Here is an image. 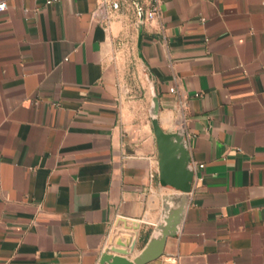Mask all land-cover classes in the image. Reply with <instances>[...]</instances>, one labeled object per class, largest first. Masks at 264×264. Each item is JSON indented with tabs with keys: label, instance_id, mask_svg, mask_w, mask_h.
<instances>
[{
	"label": "crops",
	"instance_id": "crops-1",
	"mask_svg": "<svg viewBox=\"0 0 264 264\" xmlns=\"http://www.w3.org/2000/svg\"><path fill=\"white\" fill-rule=\"evenodd\" d=\"M0 2V264H98L121 233L141 252L175 193L152 92L194 179L149 264H264V0H118L108 23L97 0Z\"/></svg>",
	"mask_w": 264,
	"mask_h": 264
},
{
	"label": "water",
	"instance_id": "water-1",
	"mask_svg": "<svg viewBox=\"0 0 264 264\" xmlns=\"http://www.w3.org/2000/svg\"><path fill=\"white\" fill-rule=\"evenodd\" d=\"M158 109L157 97L152 92L149 116L157 146L159 177L175 193L163 198L161 222L137 256L130 258L136 244L134 238L130 234L121 233L117 240L111 236L108 248L101 254L98 264H149L163 255L167 238L175 237L182 224L192 189L194 170L190 165L188 147L183 135L180 130L166 133L161 128ZM113 243L120 248L114 247Z\"/></svg>",
	"mask_w": 264,
	"mask_h": 264
},
{
	"label": "built area",
	"instance_id": "built-area-1",
	"mask_svg": "<svg viewBox=\"0 0 264 264\" xmlns=\"http://www.w3.org/2000/svg\"><path fill=\"white\" fill-rule=\"evenodd\" d=\"M50 4L51 2H47ZM118 0H97L96 6V16L104 21V23H108L112 17V13L119 9ZM6 9V4L4 2H0V12ZM144 20L149 23L159 22L160 15L159 9L156 2L152 3L150 7L144 13ZM201 22H204V19L201 18ZM173 89H170V92H173ZM199 168H203V165L198 166Z\"/></svg>",
	"mask_w": 264,
	"mask_h": 264
},
{
	"label": "rangeland",
	"instance_id": "rangeland-1",
	"mask_svg": "<svg viewBox=\"0 0 264 264\" xmlns=\"http://www.w3.org/2000/svg\"><path fill=\"white\" fill-rule=\"evenodd\" d=\"M131 65H132L133 67H135V66H134V63H131Z\"/></svg>",
	"mask_w": 264,
	"mask_h": 264
},
{
	"label": "bare ground",
	"instance_id": "bare-ground-1",
	"mask_svg": "<svg viewBox=\"0 0 264 264\" xmlns=\"http://www.w3.org/2000/svg\"><path fill=\"white\" fill-rule=\"evenodd\" d=\"M115 240H117V238Z\"/></svg>",
	"mask_w": 264,
	"mask_h": 264
}]
</instances>
